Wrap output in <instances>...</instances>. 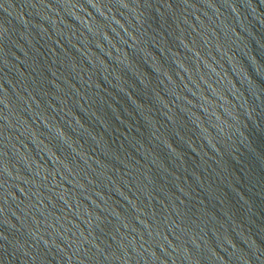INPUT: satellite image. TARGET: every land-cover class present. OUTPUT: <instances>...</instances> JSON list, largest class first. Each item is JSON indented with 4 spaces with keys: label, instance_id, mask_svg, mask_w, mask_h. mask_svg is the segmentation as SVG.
<instances>
[{
    "label": "water",
    "instance_id": "water-1",
    "mask_svg": "<svg viewBox=\"0 0 264 264\" xmlns=\"http://www.w3.org/2000/svg\"><path fill=\"white\" fill-rule=\"evenodd\" d=\"M0 264H264V0H0Z\"/></svg>",
    "mask_w": 264,
    "mask_h": 264
}]
</instances>
